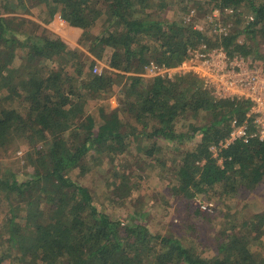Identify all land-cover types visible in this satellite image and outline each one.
I'll use <instances>...</instances> for the list:
<instances>
[{"label":"trees","instance_id":"trees-1","mask_svg":"<svg viewBox=\"0 0 264 264\" xmlns=\"http://www.w3.org/2000/svg\"><path fill=\"white\" fill-rule=\"evenodd\" d=\"M22 1L6 0L0 9V48L15 44L9 51L23 52L17 60L9 56L8 66L0 72L4 102L0 148L5 149L15 135L27 133L40 144L28 152L33 166L28 178L18 181L14 174L0 178L1 194L9 199L0 225V263L264 264V211L240 221L237 231L225 229L215 239L214 255L202 256L175 237L154 235L141 223L123 224L99 211L93 191L79 179L96 171L89 162L101 163L108 157V165L96 172L109 166L113 176L106 183L119 192L124 184L115 164L119 154L130 153L134 146L143 153V158L137 157L152 164L156 151L162 150L159 140L181 143L199 133L196 143L180 151L171 167V196L220 200L242 195L263 180L264 141L236 140L218 150L217 156L210 149L228 136L232 119L238 123L247 119L248 102L213 98L191 76L141 75L148 62L176 65L188 48L201 42L210 45L211 37L183 18L164 17V3L154 15L151 10L162 1L36 0L48 9L45 24L58 12L85 39L95 25L100 26L83 57L61 35L49 34L48 28L37 35L24 31L29 24L35 28L40 24L16 14ZM212 1L211 12L219 10L225 20H233L225 34H215L212 45L223 46L229 54L264 60L260 52L264 0ZM198 4L203 9L205 1ZM100 61L106 70L93 72ZM117 83L120 107L100 111L98 119L85 113L87 99ZM180 118L186 122L184 130L177 128ZM132 120L140 129L128 127Z\"/></svg>","mask_w":264,"mask_h":264},{"label":"rangeland","instance_id":"rangeland-1","mask_svg":"<svg viewBox=\"0 0 264 264\" xmlns=\"http://www.w3.org/2000/svg\"><path fill=\"white\" fill-rule=\"evenodd\" d=\"M5 1L0 0V9H3L7 3ZM159 1L162 2L157 5V8L151 10L154 15L158 9H161L160 5L164 3V17L177 20L183 18L211 37L210 45L215 44V34H218L220 28L233 26V20H225L219 10L210 11L214 4L212 0H204L203 9L198 4L201 0H155V2ZM35 2L36 0H23L22 4L17 6L16 14L24 15L40 24L39 28L29 24L24 28V31L37 35L41 33L43 27L48 28V33L54 31L61 35L69 45L73 46L72 49H79V52H83V55L79 53V56L86 57L88 54L85 46H88L89 41L98 33L100 26L95 25L85 39L80 29L76 30L67 22H61L62 19L59 18L58 12H55L46 24L43 23V18H48V9L46 6ZM244 8L241 10L245 11ZM85 41L86 45L84 44ZM238 42H243V37L240 36ZM11 47H16V45H11ZM9 49L0 48V72L5 66H8L9 56H13L14 60L23 56L21 49L17 48L12 52ZM262 51L261 47L260 52ZM250 56L254 57V55ZM97 63L100 73L106 70L105 62ZM120 98V86L117 83L99 96H92L87 99L84 104V111L98 119L100 111L109 112L120 107ZM3 103L0 101V111L4 108ZM21 112L23 113L24 110ZM185 123L184 120L177 122V128L184 130L183 125ZM129 125L130 128L136 130L140 129L141 126L134 120L129 122L128 127ZM68 129L71 130L72 128ZM15 136L7 143L5 149L0 148V178H10V174H14L18 181H22L28 178L27 174L33 171V166L28 160V152L40 143L33 133ZM199 137L200 135L197 133L192 138L182 140L181 143L159 140L162 150L156 151L158 157L152 164L150 160L143 162L139 159L137 156L143 158V153H139L134 146L130 149V153L119 154V160H116L115 164L120 170L119 180L124 179L121 180L124 184L119 187V192L112 185L106 183L113 176L112 169H107L109 166L101 172H96V168L108 165V157H104V161L101 163H97V160L89 162V168L95 166L96 171H89L79 179L93 191V201L98 210L107 213L111 218L119 219L123 224L128 222L131 224L141 223L154 235L175 237L202 256H213L215 239L222 236L225 229L233 227L237 231L240 221L247 220L249 217L264 211V177L261 182L251 187L244 194H236L233 197L225 196L220 200L216 197H214L216 199L208 200L199 195L187 201L171 196L169 194L172 187L169 180L173 177L170 173L171 167L174 161L178 159L179 152L187 147H192ZM214 152L216 153V151ZM214 152L212 151L213 155L217 156V153ZM1 193L0 191V225H4V215L8 209L9 199ZM204 202L212 204L210 209L206 210L210 215L205 216L203 213L206 212H201L199 204ZM0 264H7V262Z\"/></svg>","mask_w":264,"mask_h":264},{"label":"built area","instance_id":"built-area-1","mask_svg":"<svg viewBox=\"0 0 264 264\" xmlns=\"http://www.w3.org/2000/svg\"><path fill=\"white\" fill-rule=\"evenodd\" d=\"M60 21L66 22L63 19ZM225 31V28H220L218 35L225 34ZM262 53L264 57V50ZM93 72L100 73L98 63L94 65ZM141 75L166 79L191 76L198 81L199 87L209 92L213 98L248 102L247 119L242 123L232 119L228 136L218 142L217 146H211V151L217 153L236 140L247 142L250 138L256 137L264 141L263 59L250 55L229 54L221 45L201 42L188 48L180 63L167 66L150 61ZM199 205L201 210L205 211L212 206L206 202Z\"/></svg>","mask_w":264,"mask_h":264},{"label":"crops","instance_id":"crops-1","mask_svg":"<svg viewBox=\"0 0 264 264\" xmlns=\"http://www.w3.org/2000/svg\"><path fill=\"white\" fill-rule=\"evenodd\" d=\"M73 28H74V27H73ZM74 29L78 30L77 28H74Z\"/></svg>","mask_w":264,"mask_h":264}]
</instances>
